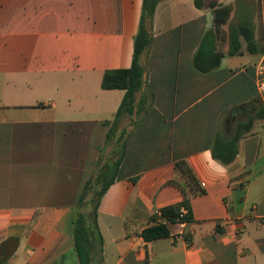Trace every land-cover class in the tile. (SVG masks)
<instances>
[{"label":"crops","instance_id":"crops-1","mask_svg":"<svg viewBox=\"0 0 264 264\" xmlns=\"http://www.w3.org/2000/svg\"><path fill=\"white\" fill-rule=\"evenodd\" d=\"M202 1V9L194 0L155 8L135 95L137 103L149 93L153 100L118 122L129 120L116 137L126 130L125 149L98 199L101 262L93 264H264V90L255 83L264 0ZM209 2L230 15L215 33L219 67L200 73L194 55L204 33L215 30ZM141 6L0 0V264H79L71 220L124 95L103 90L101 80L105 71L130 67ZM240 24L249 25L257 52L239 36V52L229 56ZM251 118L234 161L213 159L215 137L231 139ZM178 160L204 194L191 198L189 224H169V236L147 242L142 230L182 201L167 184Z\"/></svg>","mask_w":264,"mask_h":264},{"label":"trees","instance_id":"trees-1","mask_svg":"<svg viewBox=\"0 0 264 264\" xmlns=\"http://www.w3.org/2000/svg\"><path fill=\"white\" fill-rule=\"evenodd\" d=\"M162 0H142L141 14L137 34L133 40V55L131 65L127 69H116L105 71L101 80V88L103 90H122L124 91L123 98L120 105L114 114L111 126L106 134V139L110 137V130L114 128L123 117H131L138 110L144 111L151 105L153 96L151 93L144 94L140 101L136 102V93L143 85L144 70L139 62L140 56L143 51L151 43L150 27L157 4ZM195 6L198 9L203 8L202 0H194ZM208 7L212 9L214 14L215 30H209L204 33L198 49L193 58V67L200 73H208L219 67L222 55L215 48L216 30L221 24L226 23L230 10L226 6H221L216 2H209ZM242 36L246 42V48L249 53L257 52L255 43L252 38V31L249 25L240 24L236 34L231 40L230 48L227 55L232 56L239 52L240 43L237 38ZM253 47L255 49H253ZM253 123V119H249L244 124H239L236 127L234 136L231 139H223L217 135L214 139L211 155L213 159L219 161L223 166H229L235 159L237 154V143L244 133L249 131ZM127 136L126 130H123L117 138L119 144V154L116 161L111 167V171L105 172L101 179H104V184L100 189L97 197V203L94 207L93 216L91 220L83 219L82 215L78 212L83 198L86 195L89 181L85 183L82 194L76 203V211L71 220L73 249L79 260V264H93L94 258L101 262L99 257L100 249L102 246V238L98 232L96 215L98 210L99 198L105 193L109 185L113 182L114 176L117 173L119 164L124 154V139ZM174 177L167 184L176 187L182 195V201L177 206H171L161 209L157 216L163 222H157L142 230V238L149 242L156 239L169 236V224H177L191 222L190 200L192 197L203 195L204 189L196 179L191 168L184 160H178L174 163ZM111 174L109 179L105 176ZM186 209V214L180 217V209ZM156 216L151 219L155 222ZM100 264V263H99Z\"/></svg>","mask_w":264,"mask_h":264},{"label":"rangeland","instance_id":"rangeland-1","mask_svg":"<svg viewBox=\"0 0 264 264\" xmlns=\"http://www.w3.org/2000/svg\"><path fill=\"white\" fill-rule=\"evenodd\" d=\"M129 120L126 119L125 123H120L115 127L110 134L111 136L105 143L102 150L101 156L99 158L98 164L93 171L92 176L89 179V187L87 188L86 195L83 198L81 206L78 208V212L82 215L84 221L91 220L93 216V209L97 203V197L99 195L100 189L104 184L103 178L101 176L109 171L118 157L119 146L117 145L116 137L119 128L125 124L124 129H128ZM111 171V170H110ZM96 261L94 258L93 262Z\"/></svg>","mask_w":264,"mask_h":264},{"label":"built area","instance_id":"built-area-1","mask_svg":"<svg viewBox=\"0 0 264 264\" xmlns=\"http://www.w3.org/2000/svg\"><path fill=\"white\" fill-rule=\"evenodd\" d=\"M255 83L259 91L264 90V56L259 60V62L255 66ZM186 212H187L186 209L182 207L180 209V217L185 215ZM177 224H179L180 226H184L186 223L179 222Z\"/></svg>","mask_w":264,"mask_h":264}]
</instances>
